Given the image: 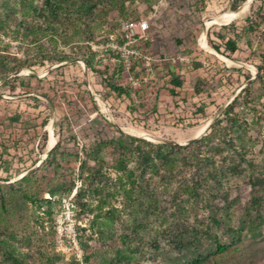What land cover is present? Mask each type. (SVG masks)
I'll use <instances>...</instances> for the list:
<instances>
[{"label": "rangeland", "instance_id": "1", "mask_svg": "<svg viewBox=\"0 0 264 264\" xmlns=\"http://www.w3.org/2000/svg\"><path fill=\"white\" fill-rule=\"evenodd\" d=\"M7 1L17 10L15 18L23 16L19 13L21 0ZM42 1L29 3L41 6ZM124 1V16L111 8L93 16L89 30L72 25L54 51L39 53L35 45L10 42L0 35V52L6 46L7 60L15 58L26 65L16 75L5 77V88L0 84V241L12 246L28 264H188L214 251L216 244L226 246L227 251L211 255L202 264H264V0H252L249 5L248 0ZM244 4L241 13L226 23L238 30L234 34L237 53L223 50V61L209 58L223 66L220 72L226 79L236 70L235 77L240 79L233 78L224 88L221 84L213 96L185 92L191 77L169 60L156 67V82L133 90L121 63L108 60L105 46L120 23L129 20L148 21V39L140 46L155 60L177 55L202 59L208 54L202 47L214 51L208 33L214 36L223 26L215 25L220 23L216 19L233 18L232 13ZM24 18L31 20L27 13ZM203 25L207 28L205 46L201 45ZM46 56L69 59L58 63L42 59ZM233 61L252 68L248 72L242 65L229 63ZM132 63L130 74L137 77L141 64ZM175 68L182 75L176 74ZM174 73L184 76L186 82L171 96L166 85ZM248 84L227 137H234L238 152L244 154L241 173L225 177L223 186L185 204L183 215H175L178 218L172 215L175 209L170 191L154 188L152 182L149 191L154 207H147L144 199L143 206L123 202L112 169L119 157L116 151L103 152L101 175L95 181L88 177L97 169L89 159L92 144L113 139L118 133L153 144H159L156 139L185 142L224 106L215 121L223 120L229 99ZM113 88H122L124 93L117 95ZM42 97L49 99L54 110L51 136L55 157L47 161V127L52 118ZM97 99L106 106L109 117ZM238 152L223 153L228 160L224 163L221 159L223 168L230 158L236 160ZM27 176L28 180L21 181ZM257 181L259 184L252 186ZM71 185L74 188L69 196L58 192L49 197L55 188ZM100 187L102 197L93 192ZM78 189L83 197L76 203ZM101 199L106 203L101 204ZM179 235L183 242L178 245L173 241ZM118 254L124 257L122 261Z\"/></svg>", "mask_w": 264, "mask_h": 264}, {"label": "trees", "instance_id": "2", "mask_svg": "<svg viewBox=\"0 0 264 264\" xmlns=\"http://www.w3.org/2000/svg\"><path fill=\"white\" fill-rule=\"evenodd\" d=\"M21 4L22 9L19 13H22L23 16L15 18L16 8L10 6L9 1L0 0V35L8 38L10 42L20 41L35 45L39 53L47 50L49 52L54 51L58 46L59 39L67 34L72 25L75 28L89 30L88 23L93 16L107 13L108 9H116L120 16L125 15L124 0H43L41 6L30 4L29 0H21ZM25 13L31 17V20L24 18ZM226 23L228 22H221L220 24ZM218 31L219 33L214 36L211 32L208 33L209 46L220 55H224L221 49L230 53L236 51L237 40L234 34L238 32H236L235 27L223 25L218 28ZM210 37H215L219 42L211 40ZM5 49L6 46L0 52V80L26 66L24 62L15 58L12 61L7 60L4 55ZM42 59L62 63L69 58L66 56H46ZM83 61L87 66L90 65L87 58H83ZM197 68H199V65L195 63L194 69ZM171 78L170 83L177 88L183 87L186 82L184 76L179 77L175 73L172 74ZM258 80L260 81V79ZM214 82L218 84L213 86ZM250 85L245 86L229 103L223 112V120L215 121L199 140L189 145L153 144L145 140L125 136L122 133H118V136L113 139L101 140L92 144V157L89 159L97 166V169H92V174H89L88 177L95 181L101 175L102 167L105 164L102 159L103 152L107 150L116 151L119 157L114 162L112 169L117 174L116 181L120 183L119 189L126 205L137 203L143 206L144 199L148 202L147 207H154L155 199L151 197L152 192L149 191L150 182H152L154 188H161L163 192L170 191L171 202L174 204L173 209H175L172 215H183L185 204L196 201L204 193L223 186L225 177H233L241 173V163L245 161L244 154L238 152L235 138L232 136L227 137L230 131H233V125L237 117L235 108L240 100V95L246 93ZM5 86L6 82H3L1 87L5 88ZM188 86L196 96L205 94L210 97L221 86V80L215 79L214 76L208 79L196 76L191 78ZM113 90L117 95L124 93L122 88H113ZM126 96L131 97L129 93ZM225 151L238 152V154H236V160L230 158L229 165L223 168L224 165L221 164V159L224 160V163L228 161L223 156ZM51 157H55V152L50 153L46 161ZM85 166L86 161L82 163V171ZM26 180H28V176L21 179V181ZM173 184H175L174 187H172ZM258 184L257 181L252 186ZM73 188V185L67 188L57 187L54 191L49 192V197H56L58 192L61 193L62 197H67L73 192ZM81 192V189L76 191L74 197L76 203H79L83 197ZM93 192L102 197L103 188H96ZM20 196L31 200L24 193H20ZM100 202L105 204L106 200L101 199ZM178 216L175 217L178 218ZM182 238L179 235L173 242H177L179 245L180 242H183ZM227 249L226 246L216 244L214 251L205 256H200L199 259L188 264H202L211 255H222ZM123 258L118 254L119 261H122ZM0 264L28 263L7 242L0 241Z\"/></svg>", "mask_w": 264, "mask_h": 264}, {"label": "built area", "instance_id": "3", "mask_svg": "<svg viewBox=\"0 0 264 264\" xmlns=\"http://www.w3.org/2000/svg\"><path fill=\"white\" fill-rule=\"evenodd\" d=\"M149 23L147 20H129L121 22L116 34L110 37L109 44L105 46V51H108V60L111 62H120L125 72V78L129 88L137 90L145 85L157 81L156 67H161L168 60L174 66L181 65L188 74L196 72L194 64L200 65V70L207 72L214 68V64L203 59H191L186 56L177 55L172 59L155 60L147 55L141 42L148 39ZM264 33V27L262 30ZM133 61H139L141 69L137 70L139 75L136 77L130 74L133 67ZM175 71L182 75V72L175 68ZM185 92H192L187 87L183 88ZM195 95V94H194Z\"/></svg>", "mask_w": 264, "mask_h": 264}, {"label": "crops", "instance_id": "4", "mask_svg": "<svg viewBox=\"0 0 264 264\" xmlns=\"http://www.w3.org/2000/svg\"><path fill=\"white\" fill-rule=\"evenodd\" d=\"M221 23V22H220ZM235 27V26H234ZM236 29V32H238V30H237V28H235ZM211 38V40H213V41H215V42H219L217 39H215V37H210ZM202 44V43H201ZM237 48L239 47L238 45V42H237ZM221 51H223V49H221ZM228 53H230L229 51H227ZM237 53V50L236 51H234L232 54H236ZM223 54L224 55H220L221 57H217V56H213V55H210L209 53L208 54H203L202 55V59L203 60H207V61H209L211 58H213V59H216V60H224V58H222V56L224 57V56H226L225 55V53L223 52ZM207 57V58H206ZM210 58V59H209ZM234 63H232V64H236V65H238L239 67H241V64H243L244 66V68H246V70L248 71V72H250V68H252L250 65H247V64H244V63H240V62H238V61H233ZM196 64H198V63H196ZM199 65V64H198ZM227 68H228V66H226ZM223 69V66H221V67H219L217 64H214V68H213V70H216L217 72H215V71H213V72H215L216 74H215V76H214V78L215 79H220L221 80V84H222V87L221 88H224V86H225V83L226 84H231L230 82L232 81V79L233 78H235V79H240V78H238L237 76L235 77V73H238V70H236V72L234 71L233 72V74H234V76L232 75L231 76V78L230 79H226V77L225 76H223L222 74H221V72H223L224 70H222ZM175 71V70H174ZM221 71V72H220ZM211 72V73H210ZM175 73L177 74V72L175 71ZM190 75V77L191 78H193V77H196V76H198V77H200V78H202V79H208V78H212V75H213V73H212V69H211V71H207V72H204V71H202V70H200V65H199V68H197L196 69V72H194V73H192V74H189ZM250 80H247V82H249ZM166 87L168 88V93L171 95V96H173L174 94H176L177 93V91L179 90V88H177V87H175L172 83H170V81L167 83V85H166ZM218 88L217 89V91H220L221 90V88ZM182 88V87H181ZM188 88L189 89H191L189 86H188ZM216 91V92H217ZM216 92H214V93H216ZM188 93H192V92H189L188 91ZM214 93H212L211 94V96H213V95H215ZM193 95H194V93H192ZM235 98V96L234 97H232V98H230L229 99V101L231 102L233 99ZM207 125V123L205 124V125H203V126H206ZM202 127V126H201ZM193 138H195V137H193Z\"/></svg>", "mask_w": 264, "mask_h": 264}, {"label": "water", "instance_id": "5", "mask_svg": "<svg viewBox=\"0 0 264 264\" xmlns=\"http://www.w3.org/2000/svg\"><path fill=\"white\" fill-rule=\"evenodd\" d=\"M252 2V0H248L246 3H248V5ZM245 4L244 5H241L239 6L233 13H232V17L233 19H235L242 11V9L244 8ZM215 25H226V24H220V23H214ZM206 36H207V28H205V26L203 25V29H202V36H201V40L202 41H205L206 39ZM202 49L207 52V53H210V54H213L217 57H221L219 54H217L216 52L214 51H211V50H207L205 49L204 47H202ZM242 66H244L243 64H241ZM17 73H15L14 75H16ZM7 78H4L3 80L0 81V84H2ZM44 98L48 104H49V107H50V110H51V118H52V122L50 124V129H51V134H52V129L54 127V110H53V106L51 105L50 101L48 98L46 97H42ZM224 109V106L222 108H220V112L219 114L222 112V110ZM216 115L215 118L211 119L209 122H208V125L206 127V129L204 130V132L199 136V137H196V138H192V139H189V140H186L185 142H182V143H178V142H168L166 140H160V139H156V142H158L159 144H170V145H189L191 144L192 142H195L197 140H199L203 135L204 133L207 131V129L210 127L211 124H213L215 122V119L219 116ZM109 117V115H107ZM113 125L115 126V128L119 131V132H122V130L120 129V127H118L116 124L113 123ZM54 146L55 144L49 148L45 154V157H48V155L52 152V150L54 149ZM31 171L27 172L26 174H24L23 176H26L27 174H29Z\"/></svg>", "mask_w": 264, "mask_h": 264}, {"label": "bare ground", "instance_id": "6", "mask_svg": "<svg viewBox=\"0 0 264 264\" xmlns=\"http://www.w3.org/2000/svg\"><path fill=\"white\" fill-rule=\"evenodd\" d=\"M248 4V3H247ZM246 8V7H245ZM233 18H228L227 16H222V17H219V18H217L216 19V21L217 22H229V21H231ZM202 44V46H205V44H204V41H202L201 42ZM230 64H232V63H234V62H229ZM98 100V102L100 103V105H101V107H102V110L104 111V113L105 114H107L108 115V111H107V109H106V106L103 104V102L100 100V99H97ZM112 117V116H111ZM207 125H208V123H207ZM207 125L206 126H202V127H200L199 129H197V131L195 132V138L196 137H199L203 132H204V130L206 129V127H207ZM47 130H48V132H49V142H48V146H49V148L50 147H52L53 145H54V142H53V144H52V136H51V129H50V125L47 127ZM133 134H135V132L133 131L132 132ZM136 135V134H135ZM139 135H142V134H139Z\"/></svg>", "mask_w": 264, "mask_h": 264}]
</instances>
